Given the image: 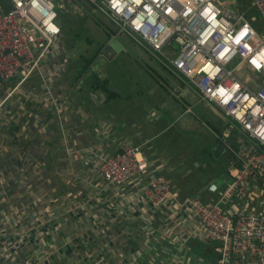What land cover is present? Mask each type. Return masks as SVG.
I'll use <instances>...</instances> for the list:
<instances>
[{
	"label": "crops",
	"instance_id": "obj_1",
	"mask_svg": "<svg viewBox=\"0 0 264 264\" xmlns=\"http://www.w3.org/2000/svg\"><path fill=\"white\" fill-rule=\"evenodd\" d=\"M58 1L66 2L67 12L56 4L61 56L44 69L49 74L40 70L23 82L18 75L0 84L1 97L16 87L9 113L0 112V179L8 187L0 197V217L52 193L60 206L74 202L89 215L81 223L87 241L79 243L77 264H217L214 246L194 234L185 213L153 208L136 186L105 182L99 163L125 144L139 146L149 162L147 177L168 178L177 200L217 204L208 188L230 180L249 138L220 108L201 101L166 57L118 31L108 18L112 28L102 30L103 43L81 46L79 31L88 29L90 16L77 13L86 2ZM226 2L260 30L252 0ZM9 9L0 0V13ZM54 97L64 102L58 109ZM248 188V209L264 214V183ZM241 205L234 200L223 207L234 213ZM66 224L67 240L76 234L70 220ZM165 234L187 240L170 248ZM64 253L70 257L69 250Z\"/></svg>",
	"mask_w": 264,
	"mask_h": 264
},
{
	"label": "built area",
	"instance_id": "obj_2",
	"mask_svg": "<svg viewBox=\"0 0 264 264\" xmlns=\"http://www.w3.org/2000/svg\"><path fill=\"white\" fill-rule=\"evenodd\" d=\"M57 1L6 0L10 9L0 13V84L7 85L19 73L20 82L40 70L49 74L44 69L61 56ZM84 1L118 31L132 36L153 54L166 57L173 71L195 86L201 101L220 108L250 140L241 148L240 164L230 180L209 186L217 204L198 198L177 200L168 178L147 177L149 162L139 146L125 144L118 154L103 158L100 178L115 187H138L155 209L172 206L185 213L194 234L214 243L217 264H264V214L247 207L251 201L248 187L264 183L263 34L226 0H118L117 6L113 0ZM252 2L264 30V0ZM15 90L0 96V112L9 113ZM53 101L57 109L64 104L57 97ZM7 190L0 179V197ZM234 200L242 205L229 213L223 206ZM77 208L74 202L67 208L60 206L53 194L47 193L5 213L0 217V264H54L53 260L77 264L73 260L79 243L87 241V229L81 223L89 219ZM67 220L76 235L66 240ZM165 237L170 248L187 240ZM68 250L69 258L64 253Z\"/></svg>",
	"mask_w": 264,
	"mask_h": 264
},
{
	"label": "rangeland",
	"instance_id": "obj_3",
	"mask_svg": "<svg viewBox=\"0 0 264 264\" xmlns=\"http://www.w3.org/2000/svg\"><path fill=\"white\" fill-rule=\"evenodd\" d=\"M57 5L60 7V11L62 13L63 11V15L67 12V4L64 1L63 5L61 4L60 1H57ZM83 8H85V10H83V13H77L80 18L85 19V14H89V19H88V23H87V28L86 31L84 33H82V31L80 30V35L79 37L82 35L83 40L81 43V46H85L87 43V41H91V43H93V48H96L97 46H99L101 43H103V37L104 34L102 32V30H106L108 31V29H111V24L110 22L106 19L105 16L96 13V12H92L90 13V7L86 4L83 3L82 5ZM77 8V6H76ZM80 8V7H79ZM82 9V8H81ZM256 23L261 24V20L260 18H257V21H255ZM260 28V32L261 34H264V30H263V26L259 25ZM89 39V40H88ZM85 44V45H83ZM210 247L214 246V243H209Z\"/></svg>",
	"mask_w": 264,
	"mask_h": 264
},
{
	"label": "trees",
	"instance_id": "obj_4",
	"mask_svg": "<svg viewBox=\"0 0 264 264\" xmlns=\"http://www.w3.org/2000/svg\"><path fill=\"white\" fill-rule=\"evenodd\" d=\"M92 61H93V59L90 60V61H88V63H87V68L91 65ZM213 250H214V248H213ZM214 253H215V256H216V260H218V255H217V253H216L215 250H214Z\"/></svg>",
	"mask_w": 264,
	"mask_h": 264
},
{
	"label": "clouds",
	"instance_id": "obj_5",
	"mask_svg": "<svg viewBox=\"0 0 264 264\" xmlns=\"http://www.w3.org/2000/svg\"><path fill=\"white\" fill-rule=\"evenodd\" d=\"M137 2H139V0H137ZM113 4H114V6H117L118 5V0H113ZM118 10H120V9L118 8Z\"/></svg>",
	"mask_w": 264,
	"mask_h": 264
},
{
	"label": "water",
	"instance_id": "obj_6",
	"mask_svg": "<svg viewBox=\"0 0 264 264\" xmlns=\"http://www.w3.org/2000/svg\"><path fill=\"white\" fill-rule=\"evenodd\" d=\"M263 36H264V34H263ZM18 75H19L20 77H22V74H21V73H19Z\"/></svg>",
	"mask_w": 264,
	"mask_h": 264
},
{
	"label": "bare ground",
	"instance_id": "obj_7",
	"mask_svg": "<svg viewBox=\"0 0 264 264\" xmlns=\"http://www.w3.org/2000/svg\"><path fill=\"white\" fill-rule=\"evenodd\" d=\"M163 32V31H162Z\"/></svg>",
	"mask_w": 264,
	"mask_h": 264
}]
</instances>
